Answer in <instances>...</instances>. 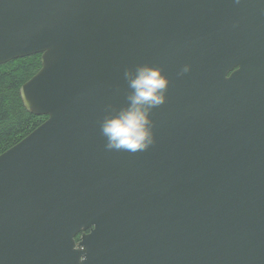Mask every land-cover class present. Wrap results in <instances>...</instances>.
I'll use <instances>...</instances> for the list:
<instances>
[{
	"label": "water",
	"instance_id": "95a60500",
	"mask_svg": "<svg viewBox=\"0 0 264 264\" xmlns=\"http://www.w3.org/2000/svg\"><path fill=\"white\" fill-rule=\"evenodd\" d=\"M36 54L0 264H264V0H0V66ZM138 64L169 80L155 143L106 150Z\"/></svg>",
	"mask_w": 264,
	"mask_h": 264
},
{
	"label": "clouds",
	"instance_id": "9594fccd",
	"mask_svg": "<svg viewBox=\"0 0 264 264\" xmlns=\"http://www.w3.org/2000/svg\"><path fill=\"white\" fill-rule=\"evenodd\" d=\"M233 2L238 4L240 0ZM190 70L191 66L185 65L178 75L183 76ZM123 79L129 88L126 104L118 109L111 105L105 107L100 131L106 150L134 154L148 150L155 143L151 112L166 102L169 80L160 68L149 64L125 68Z\"/></svg>",
	"mask_w": 264,
	"mask_h": 264
},
{
	"label": "trees",
	"instance_id": "16d2710c",
	"mask_svg": "<svg viewBox=\"0 0 264 264\" xmlns=\"http://www.w3.org/2000/svg\"><path fill=\"white\" fill-rule=\"evenodd\" d=\"M40 54L16 59L0 66V155L20 142L45 119L23 106L20 87L40 69ZM79 236L76 237L78 240Z\"/></svg>",
	"mask_w": 264,
	"mask_h": 264
}]
</instances>
